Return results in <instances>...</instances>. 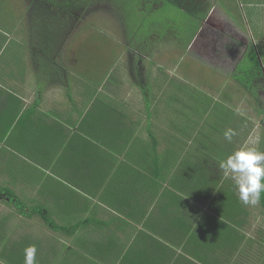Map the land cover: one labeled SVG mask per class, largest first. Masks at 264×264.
Returning <instances> with one entry per match:
<instances>
[{"label":"crops","instance_id":"0c3cea01","mask_svg":"<svg viewBox=\"0 0 264 264\" xmlns=\"http://www.w3.org/2000/svg\"><path fill=\"white\" fill-rule=\"evenodd\" d=\"M26 1V12L30 13L35 6L43 7L40 4L43 5L44 0ZM210 5L206 18L201 21L196 35L190 41L191 43L196 38L189 51L197 61L204 64L207 72L209 70L205 76L200 74L198 88L203 93H210V90H213L212 93L224 94L223 107L231 108L236 113H240L239 107H243V104L237 100L238 92L244 93L243 108L260 113L261 117L258 120L261 121L260 125H264V106H260L264 105V0H211ZM38 18L35 17L32 21L39 25L41 16ZM11 27L13 26L10 23L0 24V183H6L5 189L1 191H5L2 192L3 194L13 191L20 197L17 191L25 188L36 189L31 199L41 202L44 199V182L26 180L21 174L27 172L24 169L29 168L28 166H36L34 163L44 165L47 163L48 166H52L55 161L58 164L56 166L58 173L69 171L68 174L61 173V175L74 183V188H68L71 193L69 199L66 196L56 197L58 203L53 204L56 207L57 223L71 220L72 217L75 223L73 225L78 226L76 230L67 234L46 225L52 230V236L49 237L29 231L16 233L12 230V221L8 220L10 218L8 214L7 217H0V223L4 224L3 231L7 229L5 233L10 240L9 242L4 240V245L8 242L10 247L13 246V240L16 238H21L24 242L26 238L37 235L30 243V246L36 248V264H46L43 258L45 253L49 259H53L52 264H206L205 257H209L211 264H219L218 260L225 257L222 254L234 253L235 251L231 249V252L222 253L215 248L219 246L214 244L215 247L204 251L207 246L206 241L209 239H206L204 229L199 227L198 223L205 218L210 220V216L205 214L206 205L201 204L192 195L181 194V198H173L162 194L165 187L172 189V184L160 181L162 176L157 178L156 173L153 172L154 168L144 165L146 161L141 160L144 154L152 153L149 144L151 142L149 125L152 127L150 129L155 130L154 134L159 140L158 152L163 158L172 156L192 159L195 155L192 153L198 152L196 148L201 141L191 139L193 133L186 137L184 131L180 130L174 137L180 142H173L171 148L169 144L172 140L168 137V134L174 132L169 128L171 123L168 124L166 117L162 120L157 114L156 117L159 118L156 119L153 118V114L150 116L145 111L144 117H141L143 113L141 112L134 118L136 121L140 119L141 122L131 128H124L118 121L125 119L126 112L132 116V112L142 111L140 105L143 106L144 103L136 105L127 99L113 102L121 113H117L116 130L113 128L108 134V127L99 124L105 121L104 114H107L102 108L103 105L99 106L96 102V107L101 108L98 110L100 116L97 117V121L96 118L88 117L87 113L92 107L87 106L84 112L80 110V114L74 113L69 102L75 103L76 100L71 101L66 97L65 100L61 94H58V92L65 94L63 88L69 87L68 84L59 82H55L57 85L44 84L41 90L30 84V77L33 76L30 70V62L32 63L30 57L33 59L34 53L39 52L32 45L34 39L39 43L41 31L37 37H34L36 35L33 36L32 32L27 36V31L22 32L18 29L22 34L20 33V40L16 41L14 27ZM13 43L17 44L15 58ZM142 76L137 78L139 87L140 84L145 85L143 78L146 75ZM184 76L186 77L185 74ZM150 80L152 90H150L149 103L164 113V110L170 109L169 91L173 83L167 77H159L157 74ZM80 84L78 89L82 92ZM161 87L162 90L159 89ZM227 88L231 91L226 92ZM179 89L181 92L175 89L174 96L177 101L182 102L184 99L180 97L183 93L182 87ZM158 91L164 94L163 104L156 103V99L152 97V93L156 94ZM140 93L143 94L141 90ZM56 95L61 96L57 101L60 106L58 109L54 105ZM79 99L81 100V95ZM90 101L92 104L93 98ZM180 108L184 109V106H178L177 109ZM48 113L53 116H48ZM113 113L116 111L113 110ZM240 114L248 122L243 123L242 131L239 129V133L236 132L235 140L238 137L243 142L242 138L247 135V127L253 126L252 119L255 118H249L245 113ZM151 118L156 122L153 123ZM179 120L181 123L187 119L183 117ZM235 122L237 121L234 119ZM157 125L159 131L160 126L164 128L160 132L166 142L163 148L161 147L163 139L159 138L160 133L156 132ZM67 132L68 135L61 142L64 144L61 148H69L63 157H78L77 153L69 155L72 149L79 153L81 161L75 160L74 166H70L68 161L58 162L57 154L54 153L56 143ZM90 133H95L103 141L101 145L98 144L97 150H94L93 145L90 144L91 139L88 138ZM46 134L51 136L45 138L46 141L52 143L47 148L40 139V136ZM224 139L223 137L222 141ZM80 141L85 146L84 150L77 148ZM190 141H192V150L183 147V144H189ZM61 148L57 146V150L60 151ZM195 158L196 156L192 160ZM19 159L26 160L27 163H22ZM91 164H97L95 173L89 171L88 165ZM208 169L210 171L207 175L214 173L218 176L222 172L220 167L216 170ZM173 170L165 169L161 173L171 177ZM8 173H16L17 178L4 177ZM151 174H154L160 182H157L156 178L153 179ZM182 177L187 180L186 176ZM224 177L226 178L225 175ZM228 180L233 181L230 177ZM154 184L158 185L155 187L158 190L152 189ZM197 184L199 182L195 185ZM50 202L51 200L49 205ZM159 203L162 205L160 214L156 206ZM34 205L38 206L35 203ZM198 205L201 207L200 210ZM65 211L64 218L60 219L58 216ZM153 211L155 213L152 214ZM21 215L29 218L40 217ZM216 217L221 218L219 215ZM208 232L210 234L211 230ZM63 244L69 246L68 249L62 247ZM61 248L66 252L63 257L59 256ZM185 249H189L193 256H190ZM20 254L18 252L11 258V262L24 264L25 254Z\"/></svg>","mask_w":264,"mask_h":264},{"label":"rangeland","instance_id":"374dc122","mask_svg":"<svg viewBox=\"0 0 264 264\" xmlns=\"http://www.w3.org/2000/svg\"><path fill=\"white\" fill-rule=\"evenodd\" d=\"M64 1L66 3L68 0ZM58 2H61V0H58ZM74 2L78 7L79 2L76 0ZM210 3L211 0H204L202 10L199 12L200 9H198L196 13H191L186 9L170 3L168 0H90L87 9H83L81 12L78 11L76 13L77 17H75L72 12L67 11V5L59 9V7L49 8L40 4L43 7L37 8L35 6L33 10H30V13L27 11L28 14L25 11L26 0H0V24L10 23L14 27L13 33L16 35V41L20 40L19 36L23 31H27V36L32 32L33 36L36 35L34 37H37V34L41 31L39 43H37L38 40L35 41L34 39L32 45L39 52L34 53L33 59L30 57L32 60V63L30 62V70L33 75L30 77V84L33 87H39L40 90L44 84H56L55 82L68 84L69 87L63 88L65 94L58 91L55 92H58L63 98L66 97L71 101L75 99L76 102H69V106L71 109H74V113L79 114L80 110L84 112L87 106L93 108L90 99L95 94V97L98 99V105H103L104 107L102 106V108L107 113L104 114L105 121L99 124L108 127V134L113 128L116 130V122L118 121L117 113H121L120 110L113 113L111 102L113 103V101L116 102L119 100L126 101L127 99L136 105L144 102L143 106L140 105L142 111L136 110L135 113L132 112V116L126 112L125 119L118 122L124 128H131L139 121L141 122L140 119L137 121L134 120L136 115H139L141 112H143L141 117L145 116V112L150 116L153 114V118L156 119L159 118L156 117L157 114H159L162 120L166 117L168 124L169 122L171 123L169 128L174 130L172 134H168V137L172 140L169 144L171 148L173 142H180L177 138H174L180 130L184 131L186 137L188 134L193 133L190 137L191 139L207 142L208 144L211 142V145L215 146L216 141L223 139L226 130L233 129L237 133H239V129L242 131L241 126L248 121L243 119L240 113H245L249 115V118L253 117L255 119H252L253 126L251 125L250 128L247 127V135L242 138L243 145L240 148L256 147L264 150V125H260L261 121L258 120L261 114L243 108L244 93L238 92L237 100L240 101V104H243V107H239L240 113H236L231 108L223 107L224 94L212 93L211 91L213 90L210 89V93H203L198 88L197 82L200 74L205 76L209 70L207 72L204 64L197 61L195 56L189 51L196 38L191 43L190 41L196 35L201 21L206 18L211 6ZM40 16L41 20L39 25L32 21L35 17L38 18ZM15 26H17V29H15ZM18 29L22 30V32ZM12 49L13 57L15 58L17 44L13 43ZM39 53L40 55L38 56ZM156 74L159 77H167L173 83L169 91L170 103L168 105L170 109L164 110V113H161L160 109L154 108L149 103V100H151L150 90H152L150 78ZM142 75H146L143 78L145 79V85L140 84L139 87L137 78L138 76L143 77ZM79 84L82 92L78 89ZM179 87H182V91L186 96L184 97L183 93L180 94V97L184 98L182 102L177 101L174 96L175 89L181 92V88L179 89ZM159 89L162 90V87ZM140 90L147 93L148 101L145 100ZM225 90L226 92L231 91L228 88ZM159 93V91L156 94L152 93V97L156 99V103L163 104L165 101L164 94ZM80 95L81 100L79 99ZM61 96H54V105L57 109L60 107L57 101ZM66 98L65 100H67ZM191 104L192 106H190ZM178 106H184V109H177ZM233 106L231 107L233 108ZM260 106L262 107L264 105ZM100 109L96 107L94 109L95 112L92 109L88 117L91 119L96 118L97 120V117L100 116L98 112ZM47 115L50 117L53 116L51 113ZM183 117L187 120L179 123V119ZM153 118H151V121L155 123L156 121ZM234 119L237 122L234 123ZM145 120L147 121V119ZM158 127L159 125L156 127V132L160 133L163 127L161 128L160 126V131ZM150 128L152 127L150 126ZM151 131L154 133L155 130L152 129ZM67 135L68 132L60 138L59 144L56 143L58 147L61 148V146H64L61 142ZM45 138H51V136L48 134L40 136V139L44 141V146L47 148L52 143L46 141ZM88 138L91 139L90 144L93 145L92 148L94 150L99 149V145L103 141L95 133H90ZM159 138H162L161 133ZM162 139L161 147L163 148L166 142L164 138ZM257 140L259 141L258 143L256 142ZM191 144L192 141L189 144H183V147H188L189 150H192ZM57 146L54 153L57 154L56 159L58 162L62 161L63 163V161H68L70 166H74L75 160L78 162L81 161V157L77 151L72 149L69 155L72 156L77 153L78 157H63L69 148H61L59 151L57 150ZM77 148L84 150L85 146L80 141ZM234 149L235 145L233 143L232 152L235 151ZM209 150L207 149V151ZM19 160L22 163H27L26 160ZM90 161L92 162V159ZM53 163L52 166H48L47 163L46 165L34 163L37 167L39 165V167L37 168L34 165H31V167L28 166L29 168L24 169L27 172L21 174L26 180L44 182V199L41 202L31 199L35 195L36 189L25 188L22 190L23 192L17 191V193H19L20 198L30 207L28 209L32 210V206H35L34 203L43 205L51 213L50 217L52 219L54 218L53 220L57 222L56 207L53 205L58 203L56 197L66 196L69 199V194L71 193L68 188H74V183L66 176L61 175V173L68 174L69 171L59 174L56 168L58 164L55 161ZM66 167L67 165H65ZM88 167L91 173H95L97 164H91ZM86 170L88 171V169ZM173 172L174 170L171 173ZM15 175L16 173H8L4 177L11 178L13 176L17 178ZM151 177L153 179L156 178L154 174H151ZM156 181L160 182L157 178ZM226 181L224 179V183ZM5 185L6 183H0V193L5 192L1 191L5 189ZM155 187H158L157 184H154L152 189L158 190ZM70 198L72 197L70 196ZM49 200H51L50 205L52 207L49 205ZM156 206L157 212L160 214L162 205L159 203ZM247 207H249L248 209L251 212L249 216L243 217L244 219L236 216V220L230 218L228 222L231 226L234 223V227L236 228L235 222L243 220L241 226L237 224L241 232L238 233L241 238H237V242L243 241L246 245L238 248L236 252L238 254L239 250L249 251L248 254H244L247 258L239 260L236 264H264V210L259 204ZM154 211L152 214L155 213ZM212 212L217 214L215 210ZM65 213L66 211L58 217L60 219L64 218ZM8 214L10 215L8 220L12 221V230L16 233L29 231L38 233L40 234L39 236H52V230L46 226L41 217L34 216L29 218L22 216L13 204L8 203L2 197L0 200V217H7ZM60 222L65 223L69 228L74 227L73 224H75L72 217L71 220H62ZM3 225V222H1L0 237L5 238H0V264H15L11 262V258L16 256L18 252L21 253L20 255H24L25 249L30 246V243L35 240L34 237H37V235L34 234L32 236L33 238H26L27 242H23L21 238H16L13 240V246L9 247L8 242L10 240L6 234L7 229L5 228L6 233L3 231ZM233 233L235 234V232ZM227 238L230 240L220 239V242H218L211 233L206 238L209 241H206L207 246L203 250H210L216 245L219 247L215 248L224 253L226 248H230L235 244V238L232 240V237L228 235ZM4 240L8 241L5 245ZM254 241H258L259 243L255 242V245L252 246L251 244ZM230 243L232 244L230 245ZM62 247H66V245L63 244ZM187 252L190 256H193L189 249ZM59 253V256L63 257L66 252L61 248ZM10 254L11 256H9ZM235 255L236 253L231 256L230 261L227 256L225 257L228 260V264H235ZM201 256L205 257V255ZM43 258L46 264H52L54 262L53 259L47 257L46 253Z\"/></svg>","mask_w":264,"mask_h":264},{"label":"trees","instance_id":"16d2710c","mask_svg":"<svg viewBox=\"0 0 264 264\" xmlns=\"http://www.w3.org/2000/svg\"><path fill=\"white\" fill-rule=\"evenodd\" d=\"M170 3L177 5L178 7L182 9H186L187 11L191 13H196L198 9L199 12L202 10V5L204 0H168ZM69 1H66V4H68ZM75 17H77L75 13H73ZM143 96L145 100L148 101L147 93L143 92ZM93 98L92 106L88 111V115L91 113V110L96 107L97 97H95V94L91 96ZM150 101V100H149ZM114 102V101H113ZM111 105L113 107V110L117 111V108L113 105L111 102ZM94 111V110H93ZM95 112V111H94ZM150 132V150L151 154H144L141 156V160L146 161L144 162V165L153 167V172L156 173V177H161L160 181L163 182H169L170 185L172 184V189L169 187H165L162 191V194L173 197V198H181V194L186 195H192L194 198H197L201 204L206 205L207 209L205 214L210 216L211 220H200L198 223L199 227H203L205 236L208 237L211 233L213 234L214 238L220 242V239L223 240H230L227 238L228 236L232 237V240L234 239L235 244L231 246V250L235 251V261L239 262V260L246 259L245 253H249L248 250H239L238 254L236 250L238 248L245 246L243 241H238L237 238H241L238 233L240 232V227L238 225L243 224V220L236 223V228L233 225H229V219L234 218L236 220V216H240L241 218L245 216L250 215V210L248 209L246 205H244L240 199L238 194V189L236 185L233 182H230L229 177H224L223 171L219 173L217 176L216 174H209L210 169L213 168L216 170L217 167H219L220 163L225 160L232 152V144L235 145V151L240 149V147L243 145V142L237 137V140L232 139L231 142L227 141L226 139L216 141L215 146L211 145V142L209 144L207 142H200L198 143V152L192 153L195 154L192 156V159L196 156L195 160L188 159L187 157H172L167 156L165 158L161 157V154H159V140L156 137V135L151 131L150 125L148 127ZM238 141V143H237ZM207 149H210L207 151ZM145 151V150H143ZM149 151V148H148ZM197 153V154H196ZM177 166V167H176ZM175 168V169H174ZM167 169L168 171L173 170L171 177H166L165 174H162V170ZM182 176H186L187 180H185ZM212 177V178H211ZM224 179H226V183H224ZM114 180V179H111ZM195 185L196 183H198ZM201 183V184H200ZM195 190V191H193ZM3 199H5L8 203L13 204L17 211L21 214L33 216V215H39L44 223L51 229L57 230V231H63V232H70L76 230L77 226H74L72 228H69L65 223H57L54 221L49 213V210L43 206L38 205L32 210H29L28 205L13 191L9 194H3ZM172 200V198H171ZM259 205L264 210V194L261 195V200L259 202ZM198 209L200 210L201 207L198 205ZM215 210L217 214L213 213L212 211ZM224 213H223V211ZM216 215L221 216V218L216 217ZM224 216V217H222ZM222 219V220H221ZM244 219V218H243ZM238 224V225H237ZM80 226V225H79ZM210 234L208 231H210ZM232 232H235V234ZM254 240V238L252 237ZM254 241L251 245H255ZM259 243V242H258ZM232 243H230L231 245ZM239 244V245H237ZM230 248H228L226 251H230ZM234 253H228V254H222V256H227L228 260L231 258V256ZM208 256V255H205ZM222 258L219 261V264H228V260L226 258ZM209 258V257H208ZM207 257L204 258V262L206 264H211Z\"/></svg>","mask_w":264,"mask_h":264},{"label":"clouds","instance_id":"9594fccd","mask_svg":"<svg viewBox=\"0 0 264 264\" xmlns=\"http://www.w3.org/2000/svg\"><path fill=\"white\" fill-rule=\"evenodd\" d=\"M236 134L235 130L228 129L224 132V138L231 142ZM219 167L226 177L234 181L239 199L244 205L259 204L264 194V150L242 147L231 153ZM24 264H36L35 246L25 249Z\"/></svg>","mask_w":264,"mask_h":264},{"label":"flooded vegetation","instance_id":"af4514ba","mask_svg":"<svg viewBox=\"0 0 264 264\" xmlns=\"http://www.w3.org/2000/svg\"><path fill=\"white\" fill-rule=\"evenodd\" d=\"M48 1L45 0L43 2V5L46 6V7H49V8L50 7H55V8H58L59 7V9L60 8H64L65 5H67V11L68 12L75 13V14L78 11L81 12V11H83V9H87V6H88V4L90 2V0H76V1L79 2V6L77 7L76 4H75V2H74V0H68L69 1L68 4H66L64 0H61V2H58V0H53L51 3H48ZM45 2H46V4L48 3V5H46Z\"/></svg>","mask_w":264,"mask_h":264}]
</instances>
